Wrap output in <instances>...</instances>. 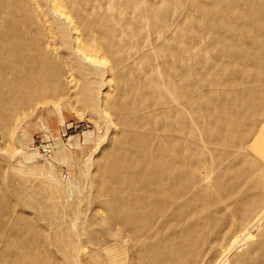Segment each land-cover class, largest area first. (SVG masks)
I'll use <instances>...</instances> for the list:
<instances>
[{"label": "rangeland", "instance_id": "rangeland-1", "mask_svg": "<svg viewBox=\"0 0 264 264\" xmlns=\"http://www.w3.org/2000/svg\"><path fill=\"white\" fill-rule=\"evenodd\" d=\"M143 1L148 23L137 28L138 39H126L130 62H108L86 81L69 75L68 58L58 49L56 72L63 75L52 80L56 72H46L47 98L27 109L28 115L18 110L14 134L0 126V256L14 255L4 240L17 244L19 233L36 228L45 231L43 238H22L28 260L34 251L41 253L38 262L29 264H43L42 253L60 257L58 264H264V97L251 99L247 108H236L233 98L244 90L264 89V68L258 70L259 83L245 84L240 56L233 53L237 34L232 29L250 20L239 19L242 8L228 14L217 0H195L196 7L184 2L176 10L173 0ZM108 2L101 0L104 8ZM206 5L211 17L201 29L204 15L198 9ZM183 22L192 25L183 27ZM178 25L181 31L167 38ZM10 34L4 29L2 37ZM161 46L168 51L165 57L151 60ZM181 48L195 59L180 54ZM44 66L33 70L39 67L43 73ZM156 68L174 87L157 92L161 98L152 95ZM11 72L8 66L0 93L10 85L24 89ZM128 76L145 83V89L137 96V109L124 111L119 121L111 107L130 108L135 99L122 88ZM83 82L93 93L84 92ZM157 101L168 104L157 106ZM217 108L236 117L254 116L248 127L241 123L230 130L214 120ZM204 115L210 124L203 122ZM56 117L68 126L59 139L49 136L48 123ZM189 118L191 125L183 127ZM58 140L72 155L68 163L59 159ZM115 171L122 176H113ZM127 212L139 221L126 220ZM118 215L145 225L134 233ZM63 242L75 248L70 256L60 254ZM22 254L14 255L16 261Z\"/></svg>", "mask_w": 264, "mask_h": 264}, {"label": "bare ground", "instance_id": "bare-ground-1", "mask_svg": "<svg viewBox=\"0 0 264 264\" xmlns=\"http://www.w3.org/2000/svg\"><path fill=\"white\" fill-rule=\"evenodd\" d=\"M107 1L109 2L108 4L105 3L107 5L106 8H104L101 0H0V22L2 23V26L0 27V80L4 77L3 74L6 68L10 66L12 68L11 75H13L11 77L22 82V85L24 86V89H17V86L10 85L6 90H1L0 126H9L11 130L10 132H12L13 128L15 130V126H17L16 118L21 111L22 113H25V115H28L31 112H26L27 109H31L33 104L43 102L47 98L44 88L47 87L48 80H54L59 78L60 74L63 75L62 73H58V66L56 65L59 60V54L57 55L56 53L60 50H63V54L66 55L68 62L70 63L67 70L69 75H76L79 79L85 78L86 81L87 78H91V75L95 76L94 73L96 71L99 72L100 68L102 69L103 66L108 64V62H114L115 66L119 65V63H124V60H126V63L130 62L127 58L126 52H124L127 48L125 42L127 37H129L130 42L138 39L141 30L137 28L144 22L148 23V20L146 19L149 14L148 7H146L143 0ZM217 1H220L219 3L222 4L225 10L227 9V13L231 11L238 12L240 8H242L238 13L241 16H239V19L250 20V22H238L237 26L235 25L236 28L233 26L234 28L232 29V32H235L237 37L232 45L234 46V55L239 54L238 56H240L238 60L241 61L242 68L240 71V77L242 82L245 84H251L249 83L250 81L253 82V84H257L260 81L257 76L258 70L261 72V69L264 68V0H231L232 5L234 4L237 7V9L234 10L230 9L227 0ZM18 2L20 4H18ZM184 2H189L195 7L197 6L195 0H173L172 4L175 8L174 10L180 8ZM215 3L216 2H214L215 7H219L216 6L218 2ZM206 7L207 5L198 9L204 15L199 24L201 29L205 28V20L207 17H211L207 16L205 12ZM215 12L217 13L218 11L214 10L213 13ZM198 13L194 15V19L199 17ZM226 15L224 18L225 21L228 22V20L230 21V18L227 20L228 16ZM123 16H131V20L123 19ZM182 24H184L183 27H187V25L190 27L192 25L188 22H183ZM179 26L180 25H178L176 32L172 35H167V38L177 35L178 31H181ZM4 29H7L8 32L11 31L10 36L5 38L2 37ZM207 30L211 31V28L208 29L207 27ZM124 33L126 35H124ZM49 41L51 42L49 43ZM214 45H212V47ZM249 46L254 47L255 51H253L254 49L248 51ZM218 48L219 47H217V49ZM58 49L59 51H57ZM120 52H124V57H122L121 61L118 60L119 62H116L121 56ZM164 52H168L167 50L165 51V47H159L157 55L154 54L153 57H150L151 60H156L155 57H157V60L163 59L165 57ZM178 52H180V54H186L189 60L195 59V55L187 54L188 52H185L184 48H181ZM138 60L139 58H137V61ZM39 63L45 64V71L43 70V73L38 72L39 67L37 71L35 70L36 72L33 70L36 68L35 65ZM157 65L162 66L163 64L157 63ZM87 69L89 71H86ZM56 70L58 72H56ZM156 70L157 68L155 69L156 74H154L150 80L154 83L155 91L152 95L155 97H157V92L168 93L166 91L169 88H174L171 85L173 84L172 81L169 79L163 80L161 72L159 70L156 72ZM47 71H52L53 73L55 71L56 75L49 78L45 75ZM85 73L87 76H85ZM243 77L246 78L244 79ZM261 81H263V79H261ZM92 83L96 85L95 81ZM107 84H109V81H107ZM83 88H85L84 92L93 93L92 87L88 84L84 83ZM122 88L135 95V99L131 103L132 106L130 108L127 106L121 107L120 105H113L111 107V110L115 113V116L119 121L122 120L121 116L124 111L134 112V110L137 109V96L141 95L142 91L145 89V83H140L134 76H128L122 80ZM108 97V94L104 95L105 100H108ZM263 97L264 89L255 88L253 90H244L238 95H234L233 98L235 99L236 108H247V102L251 99L257 100ZM157 98L161 97L158 96ZM92 100L93 98L91 99V102ZM166 103L168 104L167 101H157V106L158 104L163 105ZM18 110L19 113L17 114ZM213 112L214 114L212 116L214 117V120L222 122L225 124L226 128H229L230 130H234L235 127L241 125V123H245V125H247L246 127H248L249 121L251 122L250 119L254 116L249 112H245L244 114H240L239 117H236L235 114L232 115L229 112L226 113L225 108H217ZM203 122L210 124V121L205 120V115ZM189 125H191L190 118L184 120L182 123L183 127H188ZM13 132L12 134H14ZM141 156L142 155L140 154V157ZM107 167L108 169L113 170L111 164ZM155 171L157 174V165H155V168L153 167L150 172H153L152 174L154 175ZM113 176L121 177L122 172L115 171L113 172ZM25 182L29 181L25 180ZM142 185L143 181L136 183L137 187H141ZM221 187L226 188L223 185ZM19 190L20 192L23 191L22 188ZM27 202L29 201L26 200L25 204H21L24 207H27ZM120 213H126L125 209L120 210ZM127 216L126 220L139 221L136 214L127 212ZM124 218L125 217L121 218L118 215L117 220L121 224L124 223L127 226H132L134 233H138L135 230L143 228L145 225H135L128 221H124ZM44 232L45 231L42 229L28 228L21 233V235H19L20 233L18 234L19 242L17 244H10L7 241L5 242V240L3 243L6 248L13 251L14 255H19L22 254L23 250H27L22 238L28 237L30 234H33L35 237L42 234L40 237L43 238ZM65 235L68 236L69 234L65 232ZM1 238L2 237L0 236V240ZM68 243L63 242L58 245L60 254L69 255L74 251L75 248L73 245ZM40 254L39 251H34L30 255V260H28L26 255L22 254L23 258L18 259L17 261L14 255L7 257L1 255L0 264L36 263L38 262L36 259H40L41 257ZM42 259L44 261L43 264H58L57 261L61 258L42 253Z\"/></svg>", "mask_w": 264, "mask_h": 264}, {"label": "crops", "instance_id": "crops-1", "mask_svg": "<svg viewBox=\"0 0 264 264\" xmlns=\"http://www.w3.org/2000/svg\"><path fill=\"white\" fill-rule=\"evenodd\" d=\"M63 121L64 120L61 119L60 117L59 118L56 117L55 121L50 122V124L48 123V126H49L48 127L49 128V136L50 137L59 139V137L63 134L64 130L66 128H68V126H66V123L64 124ZM55 123H56V125H55ZM61 143H62L61 140H58L56 142L59 159H61V161L63 163H68L69 157L71 159V156L72 155H69L68 156V154H65L64 147L62 146Z\"/></svg>", "mask_w": 264, "mask_h": 264}]
</instances>
